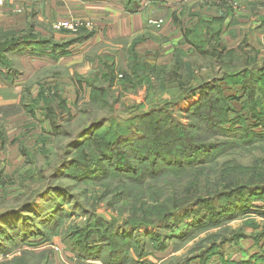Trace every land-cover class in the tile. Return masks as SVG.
<instances>
[{"label": "rangeland", "instance_id": "rangeland-1", "mask_svg": "<svg viewBox=\"0 0 264 264\" xmlns=\"http://www.w3.org/2000/svg\"><path fill=\"white\" fill-rule=\"evenodd\" d=\"M144 1L151 3L159 0H131V6L137 7ZM169 1L185 7L179 12L183 17L179 20L180 25L176 26L165 18L169 14L164 9L154 12L143 7V10L147 8V11H143L147 21L143 36L148 37L143 43L141 36L102 37L104 39L96 43L87 39L72 44L67 49L69 54L56 61L38 48H32L31 52L28 48L12 55L0 54V136L3 134V138H0V213L17 209L22 202L32 199L37 193L42 194L35 198L33 207L25 215L29 220L27 217H15L10 220L9 226L2 229L0 262L8 259L3 264H114L102 259L107 254L109 243L104 241L107 237L101 236L108 231L114 232L112 236H117V232L123 230L119 228L130 219L132 211L139 209L144 202L150 204L152 196H159V191L163 192L176 183L182 186L187 184L189 176L185 173L176 171L174 176L166 174L173 167L164 161L151 159L149 171L141 167L142 158L129 151L143 148L142 145H145L143 149H148L146 144L152 132L148 129L151 119L158 134L169 131L179 136H186V133L189 136L208 135L195 129V126L203 125L195 117L200 113V108L195 106L199 101L198 96L177 102L176 93H158L159 85L153 79L150 82L153 88L149 91L146 83L135 82L128 69L130 56L127 54L135 41L134 51L141 61L171 66L175 50L189 54L190 46L182 35L184 28L190 30L199 27L202 20L213 23L214 18L222 19L220 37L226 49L246 47L256 53L258 65L263 64L264 0ZM126 3L127 0H124V11ZM30 16L17 22L36 23ZM227 17L235 22V27L232 26L230 31L227 30L229 20L226 21L228 23L224 22ZM63 22L78 24L79 28L56 30L55 26L61 21L50 28L43 27V33L35 34L41 39L52 38L55 33L62 34L67 40L76 38L78 33L75 31L78 29H84L85 33L100 32L99 24L93 21ZM10 25L4 18L0 19L1 30H15L14 27L18 28L15 31L20 32L27 29L26 23H21L20 27ZM166 34L171 38L165 37ZM178 36L180 39L175 42ZM29 58L38 60L30 63ZM107 59L113 61V85L106 92V103L90 104L89 90L84 82L81 85L76 82V78H86L87 82L99 72L105 73V65L110 64ZM182 60L193 63L191 70L196 78L194 76L191 81L192 85L208 77L205 74L208 57H192L190 54L183 56ZM178 71L185 77L188 75L184 67ZM122 72L128 76L122 75ZM125 77L129 78L125 80ZM93 82L103 88L108 86L103 79ZM220 85L225 95L236 90H231L232 86ZM39 93H43L41 98H38ZM236 93L240 99L232 102L231 106L237 110V114L230 113L228 117L231 118L230 122L236 123L237 120V124L227 125L234 128L237 125L242 132L245 130L241 125L260 132L262 129L259 126L252 127L247 99L238 90ZM22 97L28 106L20 107ZM47 98L51 109H47L44 103ZM161 102L175 104L163 107L156 119L151 117L144 121L140 129L127 121L138 113H147L159 107ZM93 122L96 125L90 128L85 138L70 146L80 131ZM54 123L59 126L57 129L53 127ZM213 123L216 126L217 122ZM179 125L189 128L179 129ZM218 140L215 139L214 143ZM254 145L264 147L263 144ZM262 149H257L251 155L239 153L236 158L245 163L252 157L264 155ZM104 151L108 153L106 159L101 161L99 157ZM158 152L162 153L161 150ZM216 155L201 153L195 154L192 159L204 157L209 162ZM178 160L185 164L189 162L185 158ZM133 165L137 167L133 168ZM135 197L141 199L140 203L131 202V198ZM224 201L216 200L206 209L200 206L194 212L181 214L170 220L166 229L153 227L127 232L132 236L128 239L132 245L124 253V261L121 254L117 257L118 261L122 260L117 264H264V234H261L264 216L252 212L248 216L239 215L226 220L222 214L211 224L210 212L221 213ZM248 202H251L252 208L264 211V199L254 197ZM14 221L16 224H13ZM27 222L29 234L22 241L15 236L17 233L12 228L17 227L22 232L21 227H27ZM107 226L113 227L108 229ZM105 229L108 230L104 232ZM236 231H241L243 238L233 241L231 233ZM222 237L224 240L220 239ZM217 246L221 247L220 250L212 252ZM85 248L97 249V256L90 257L83 253ZM98 252L101 259L97 258ZM14 256L15 259L11 261Z\"/></svg>", "mask_w": 264, "mask_h": 264}, {"label": "trees", "instance_id": "trees-1", "mask_svg": "<svg viewBox=\"0 0 264 264\" xmlns=\"http://www.w3.org/2000/svg\"><path fill=\"white\" fill-rule=\"evenodd\" d=\"M138 7V6H137ZM137 7L131 6V0H127L125 10L128 12H134ZM208 21H200L199 27L187 30L183 29V37L186 44L190 46L189 54L186 51L175 50L173 56V63L171 66H158L154 63H145L141 61L138 55L134 51L136 41L132 44L127 54L130 56L128 60V66L131 70V74L135 82L146 83L147 91L152 89V79L158 83V93H165L170 91L176 93L177 102H183L187 98L198 96V103L196 107L200 108V113L195 115L197 120L203 122L201 127L195 126L199 132L207 133V136L193 135L186 136L182 134L174 135L169 131L166 133L158 134V130H154V123L151 117L156 119L163 110V107L174 106L175 102H161L159 107L150 109L147 113H138L133 118L127 120L130 123H134L137 129L142 127V123L148 119H151L148 127L151 130V136L143 148L133 149L129 151L131 153H137L142 158L141 167H145L151 170L150 162L151 159H160L164 163L169 164V170L166 172L169 175L174 176V172L185 173L189 176L188 182L185 186L178 185L168 186L166 190L159 191V196H152L150 204H140L139 209H135L130 214V219L124 222L122 231L117 232V236H112L113 233H106L101 237H107L106 241L109 243V249L107 254L104 256L103 261H113L114 264L124 261V253L128 251V248L132 245V242H128L132 236L127 232L134 233L139 229L147 228H168L169 221L178 217L181 214H187L188 212H194L198 207L207 208L211 206L214 201L225 200L224 207L220 208L221 213L217 211H211L209 221L213 224L222 214L226 220L234 219L237 216H248V214L255 212L257 215L264 216V211L259 208H252L251 202L247 201L251 198H258L259 200L264 199V155L252 157L247 162L241 163L236 157L239 153L251 155L257 149L264 150V147H255L254 144L264 145V61L263 64L258 65L259 62L256 58V53L247 50L246 47L238 46L237 48L226 49L224 43L220 37L222 32V19H213V23ZM84 29H78L75 33H78L76 38H70L64 41H56L52 38H38L35 32L29 27L25 31L15 30H1L0 29V54H14L18 51H24L29 48V52L36 48L43 54H49L53 60L68 55L67 49L75 43L82 42L90 39L93 33H85ZM75 35V34H74ZM190 37L194 39L191 40ZM245 48V49H244ZM21 49V50H20ZM247 50V51H246ZM49 53H48V52ZM252 52L254 54H252ZM192 54V57L206 56L209 58L208 65L205 69V73L208 77L199 79L195 84H191L194 79L195 73L191 70L193 63L183 62L182 57ZM37 55V54H36ZM110 64L105 65V73L99 72V74L93 80H87L86 78H76V82L79 84H85L86 88L90 93V104L99 105L106 103L105 95L113 85V61L107 59ZM107 64V63H106ZM182 67L186 69L188 75L185 77L178 70ZM122 75L128 76V74L122 72ZM121 75V76H122ZM131 77V76H130ZM149 79H148V78ZM123 78V76H122ZM127 80L129 77H125ZM196 78V76H195ZM200 78V77H199ZM88 79V78H87ZM103 79L108 83V86L103 88L93 81ZM131 80V79H130ZM128 80V81H130ZM232 86L231 90H238L242 97L247 99L248 107L247 112L253 121L252 127L259 126L262 130L255 132L249 128V126L241 125V128L245 130H238L237 125L231 127L227 124H237V118H234L235 122H230L229 114H237V110L231 106L232 102L239 100V94L236 90L232 94H224L223 87L220 85ZM43 93H39L38 98H41ZM25 99L22 97L20 107L28 106L24 104ZM47 109H51L48 98L44 99ZM47 104L49 106H47ZM46 109V110H47ZM49 115V113H47ZM217 119V121H215ZM1 122V119H0ZM213 122H217L214 126ZM158 124V123H157ZM156 124V125H157ZM96 122H93L89 127H85L80 131L75 140L70 144L73 146L74 143H79L94 127ZM57 129L59 126L54 123L53 126ZM179 129L188 130L189 127L185 128L181 125ZM217 129L216 132H213ZM195 131V130H194ZM2 132L0 126V133ZM3 138V134L0 136ZM220 139L214 143L215 139ZM254 138V139H250ZM159 150L162 153L158 152ZM261 150V151H262ZM165 151V152H164ZM141 152V153H139ZM106 153L102 152L99 160L106 159ZM148 153V154H146ZM208 155L213 153L217 155L213 157L209 162L205 161L204 157H195L197 154ZM264 153V152H263ZM132 155V154H131ZM122 158V157H119ZM118 158V159H119ZM146 158V159H145ZM179 158H185L189 162L183 163L178 162ZM204 159V160H203ZM120 160V159H119ZM99 163V162H98ZM104 163V162H102ZM188 165L190 168H187ZM137 166L133 165V168ZM131 168V169H133ZM104 171V168L101 169ZM134 171V169H133ZM59 172V171H58ZM102 174V173H100ZM57 177V176H56ZM41 193H37L32 199H29L17 209L5 210L0 213V234L6 225L9 226L10 220L15 217L25 218L29 213V210L33 207L35 198L41 196ZM139 202L140 198H131V202ZM29 220V218H26ZM26 227L22 226V232L14 227L12 229L18 234L15 236L22 241L26 234H29V222ZM13 224H16L15 221ZM202 224V222H201ZM4 225V226H3ZM113 226H107L108 229ZM108 229H105L106 232ZM121 232L120 234H118ZM23 233L22 235H20ZM233 234V235H232ZM264 234V228L261 231ZM121 235V236H118ZM232 239L243 238L241 231L232 232ZM238 236V237H237ZM224 240V238H220ZM216 245V244H215ZM221 247H216L212 252L220 250ZM85 248L83 253H87L90 257L97 256V249ZM83 250V249H82ZM131 250V249H130ZM101 254V253H100ZM121 254V259H117ZM99 259V252L98 257ZM15 259H10L11 261ZM8 259H3L0 264H3ZM128 261V260H126ZM10 262V261H9ZM18 264V262H17ZM113 264V263H112Z\"/></svg>", "mask_w": 264, "mask_h": 264}, {"label": "crops", "instance_id": "crops-1", "mask_svg": "<svg viewBox=\"0 0 264 264\" xmlns=\"http://www.w3.org/2000/svg\"><path fill=\"white\" fill-rule=\"evenodd\" d=\"M138 6L135 12H126L123 9L124 0H4L3 5L0 6V19L4 18L11 25L16 24L15 26L18 27H20L21 23H26V28L29 27V29L39 33L44 32L42 30L43 27L50 28L56 22L89 20L100 26L98 29L100 32L93 34V38H90L92 40L91 43L101 41L104 39L102 37L116 39L132 36L135 38L141 36L140 38H143L141 42L143 43L148 38L143 36L147 25L146 14L143 11H147V8L149 11L153 10L154 12L164 9L169 14L165 18L171 20L174 25L177 24L176 26H179L181 23L179 20L183 19V17H180L179 12L185 9V7L179 6L177 2L169 0L152 1L151 3H145L144 1ZM143 7L147 8L143 10ZM2 11L3 14L1 13ZM29 16L38 25L36 23L27 24L24 21L17 22V20H23ZM228 20L230 24L227 30L230 31L233 29L232 26L235 27V22L234 19ZM13 29L18 30V28L14 27ZM110 33L111 36H109ZM165 37L171 38L169 34H166ZM53 38L57 41H63L67 37L64 38V35L55 33ZM178 39H180V36L175 42ZM171 41L173 42L174 40ZM37 60L36 58H29L30 63H34Z\"/></svg>", "mask_w": 264, "mask_h": 264}, {"label": "built area", "instance_id": "built-area-1", "mask_svg": "<svg viewBox=\"0 0 264 264\" xmlns=\"http://www.w3.org/2000/svg\"><path fill=\"white\" fill-rule=\"evenodd\" d=\"M3 1L4 0H0V6H2L3 5ZM180 2H187V1H189V0H179ZM72 25V26H71ZM75 30V29H77V28H79L78 27V24H69L68 22H62L61 24H58L57 26H55V29L56 30H73V29Z\"/></svg>", "mask_w": 264, "mask_h": 264}]
</instances>
